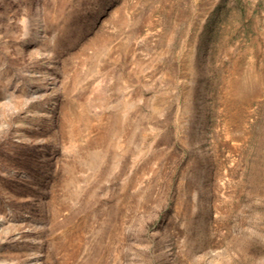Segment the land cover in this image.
<instances>
[{"label": "rangeland", "instance_id": "rangeland-1", "mask_svg": "<svg viewBox=\"0 0 264 264\" xmlns=\"http://www.w3.org/2000/svg\"><path fill=\"white\" fill-rule=\"evenodd\" d=\"M0 264H264V0H0Z\"/></svg>", "mask_w": 264, "mask_h": 264}]
</instances>
